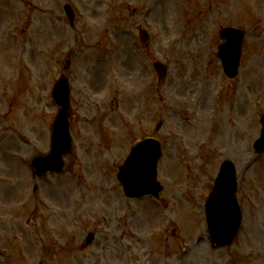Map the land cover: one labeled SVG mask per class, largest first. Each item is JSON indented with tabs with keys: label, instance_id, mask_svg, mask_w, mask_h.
I'll use <instances>...</instances> for the list:
<instances>
[{
	"label": "rangeland",
	"instance_id": "374dc122",
	"mask_svg": "<svg viewBox=\"0 0 264 264\" xmlns=\"http://www.w3.org/2000/svg\"><path fill=\"white\" fill-rule=\"evenodd\" d=\"M224 27L245 32L234 81L217 56ZM68 58L72 150L62 174L35 176ZM155 61L168 68L163 82ZM1 89L9 100L0 91V264H264V153L254 149L264 0H0ZM145 137L163 143L164 192L129 200L116 170ZM226 160L239 176L243 224L217 249L205 203Z\"/></svg>",
	"mask_w": 264,
	"mask_h": 264
},
{
	"label": "water",
	"instance_id": "95a60500",
	"mask_svg": "<svg viewBox=\"0 0 264 264\" xmlns=\"http://www.w3.org/2000/svg\"><path fill=\"white\" fill-rule=\"evenodd\" d=\"M67 13L72 18L73 14L68 7ZM221 37L224 43L219 46V57L225 73L233 78L240 64L244 36L240 30L227 28L222 30ZM145 38L147 37H142L144 41ZM155 66L160 74L164 72L165 69L160 63ZM68 95L67 80L63 78L55 88V97L62 109L54 123L53 150L49 156L35 161L39 171L61 172L64 167L62 158L70 151ZM262 124V137L255 144V148L260 151L264 149V116ZM161 157V142L157 139L147 138L135 143L131 155L117 173L127 197L141 198L148 194L161 196L163 188L157 181V167ZM235 192L236 171L231 162H224L214 191L206 204L209 232L213 243L218 247L231 245L240 223Z\"/></svg>",
	"mask_w": 264,
	"mask_h": 264
},
{
	"label": "flooded vegetation",
	"instance_id": "af4514ba",
	"mask_svg": "<svg viewBox=\"0 0 264 264\" xmlns=\"http://www.w3.org/2000/svg\"><path fill=\"white\" fill-rule=\"evenodd\" d=\"M11 90H12V89H11ZM0 91H1V93H2V97H1V99H2V100H5V101H6V100L8 101V100H9V99H8L9 91H6V90L3 91L2 89H1ZM75 98H76V97H75ZM7 101H6V102H7ZM9 118H10V117H9ZM9 118H8V119H9ZM95 136H96V135H95Z\"/></svg>",
	"mask_w": 264,
	"mask_h": 264
}]
</instances>
